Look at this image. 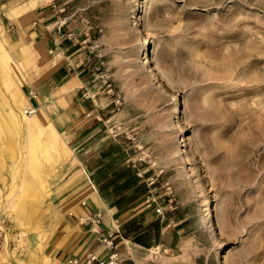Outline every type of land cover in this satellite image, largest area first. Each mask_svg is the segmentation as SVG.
Masks as SVG:
<instances>
[{"label": "rangeland", "instance_id": "1", "mask_svg": "<svg viewBox=\"0 0 264 264\" xmlns=\"http://www.w3.org/2000/svg\"><path fill=\"white\" fill-rule=\"evenodd\" d=\"M51 6V21L85 47L100 90L112 101L119 92L121 110L126 94L142 103L148 140L135 145L164 169L155 197L163 207L173 199L176 208L166 214L183 221L184 260L264 264V0H55ZM3 13L0 7V118L8 134L0 136V203L26 177L27 217L0 204L7 244L0 264H30L31 213L40 202L37 226L44 227L53 183L72 154L60 135L61 147L47 152L40 142L25 151L14 141L7 116L22 95L11 81L22 76L29 98L26 84L44 60L33 46L23 54L15 24ZM145 50L149 62L141 59Z\"/></svg>", "mask_w": 264, "mask_h": 264}, {"label": "crops", "instance_id": "2", "mask_svg": "<svg viewBox=\"0 0 264 264\" xmlns=\"http://www.w3.org/2000/svg\"><path fill=\"white\" fill-rule=\"evenodd\" d=\"M53 1L0 0L5 18L16 16L17 21L11 20L19 35L15 44L22 45L23 54L31 53L33 46L44 60L36 80L26 84L33 94L30 107L39 111L41 127L52 128L57 147H61L60 135L72 154L53 183L54 196L43 228L37 226L40 202L31 213L36 228L26 232L33 236L26 260L67 264L71 259L84 261L90 253L106 260L112 250L99 238L111 234L121 264H194L184 260L182 219L176 212L163 219L156 214L146 203V185L130 166V159L138 155L136 142L148 140L143 128L147 129L149 120L138 112L144 108L142 103L126 94L125 107L116 109L108 92L98 87L85 47L69 36L65 25L51 21L53 6L46 7ZM144 172L150 173L145 167ZM97 213L102 216L99 234L87 220Z\"/></svg>", "mask_w": 264, "mask_h": 264}, {"label": "built area", "instance_id": "3", "mask_svg": "<svg viewBox=\"0 0 264 264\" xmlns=\"http://www.w3.org/2000/svg\"><path fill=\"white\" fill-rule=\"evenodd\" d=\"M110 87V85H108ZM111 91V90H110ZM30 97L33 96L32 93H29ZM114 100L113 104L115 105L116 109L119 110L120 107L123 105V97L119 92L113 93ZM33 109L28 110V114H31ZM116 136V135H115ZM138 150V155L135 159H130V166L134 170L135 175L143 181V183L146 185L147 188V195H146V203L149 206H153L156 214L163 219L166 215V212L175 210V205L173 202V199H169V204L166 207L161 206V204L158 202L157 198L155 197V191L158 188L159 178L164 174V169L160 168L157 161L153 158L152 153L143 150L142 146H136ZM143 165V166H142ZM144 167L147 168L150 171V174L146 175L144 172ZM162 188H165L168 194L171 195V187H168V183H162L160 184ZM88 221H91L92 225L94 226L93 229L96 233L99 234V231L97 228H99L102 216L100 213H97L93 219H87ZM86 220V221H87ZM85 222V221H84ZM4 225L3 216H0V248H3V243L5 241V234L2 231V227ZM99 242L106 245L109 249L112 250V252L109 254L108 258L106 260H99L98 257L94 254H88L84 261H80L79 259H71L68 261L67 264H93L94 262H97L98 264H121L120 257L118 254L114 251V245L112 241V235H101L99 238ZM9 247V245H8Z\"/></svg>", "mask_w": 264, "mask_h": 264}, {"label": "bare ground", "instance_id": "4", "mask_svg": "<svg viewBox=\"0 0 264 264\" xmlns=\"http://www.w3.org/2000/svg\"><path fill=\"white\" fill-rule=\"evenodd\" d=\"M10 17H11V20L17 21L16 16L11 15ZM143 54H144V51L142 52V58L141 59L142 60H146L147 62H149V51L145 50V55L143 56ZM22 78H23L22 76L16 74L15 78L12 79V81H11L12 86L13 87L17 86V88L19 90V93H20V96L22 95L20 97V100L16 101L15 99H13V103H14L16 108L11 106V109H12L11 110V114L9 116H7V118L9 117L10 125L13 128L14 133H15L13 135L14 141H18L19 140V142L21 143L20 144L21 149L24 148L25 151H27L29 145L30 146H34L35 144L38 145L39 142H40L39 146L44 147L45 148V152H47L46 151L47 148H49V147L50 148H55V147H57L58 144L53 141V139H55V138H54V133L52 131V128L50 126H46L45 128H43V127H41L38 124L37 120H38L39 111L37 109H34L31 112V114L28 115V110L32 109V108L30 107L29 98L25 94H23V92H22V90L20 88L21 81H22L21 79ZM23 81H24V78H23ZM14 92H16V91H14ZM18 98H16V99H18ZM15 109L20 113V120L17 117V112L15 111ZM0 111H2L1 108H0ZM3 123L4 122L0 118V136L7 137V135H5V134H8V133L5 132L7 130V128L4 129V124ZM24 132L27 135V140L25 142H24V134H22ZM40 137L44 138V141H43L44 143L41 142L42 140H40ZM26 142H27V145H26ZM35 170H36V168H35ZM82 171H83V168H82ZM19 179H20L19 180L20 184L17 186V188L19 189L18 192L15 191V188L10 187L11 190H12V193L15 191L13 193L12 198L9 199L8 198V196H9L8 194L5 195V196L2 195L1 198L2 199H8V203H11V205L7 204V207L9 208L8 210H14L15 209L16 213H17L18 209L21 208L18 213L20 214V216H23L25 211H27V205L24 204L25 194L23 195L21 193H23V190H24V188H25V186L27 184V178L26 177H23V178L20 177ZM31 195H34V194H31ZM0 196H1V194H0Z\"/></svg>", "mask_w": 264, "mask_h": 264}]
</instances>
